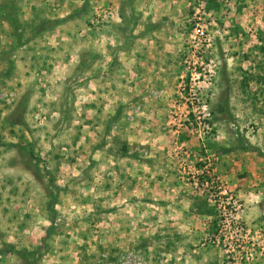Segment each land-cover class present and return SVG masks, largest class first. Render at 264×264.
I'll return each mask as SVG.
<instances>
[{"label": "rangeland", "instance_id": "rangeland-1", "mask_svg": "<svg viewBox=\"0 0 264 264\" xmlns=\"http://www.w3.org/2000/svg\"><path fill=\"white\" fill-rule=\"evenodd\" d=\"M0 264H264V0H0Z\"/></svg>", "mask_w": 264, "mask_h": 264}, {"label": "trees", "instance_id": "trees-1", "mask_svg": "<svg viewBox=\"0 0 264 264\" xmlns=\"http://www.w3.org/2000/svg\"><path fill=\"white\" fill-rule=\"evenodd\" d=\"M49 180H50V178H49ZM49 203L50 204H53V200L52 201H49ZM52 206V205H51ZM49 210L51 211V214L53 213V209H52V207H50V205H49ZM51 218H52V216H51Z\"/></svg>", "mask_w": 264, "mask_h": 264}]
</instances>
